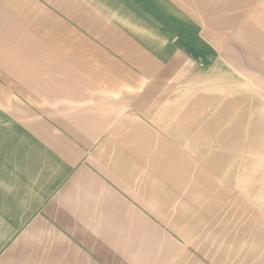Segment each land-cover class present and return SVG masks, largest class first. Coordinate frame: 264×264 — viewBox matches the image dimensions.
I'll return each instance as SVG.
<instances>
[{"label":"crops","instance_id":"obj_1","mask_svg":"<svg viewBox=\"0 0 264 264\" xmlns=\"http://www.w3.org/2000/svg\"><path fill=\"white\" fill-rule=\"evenodd\" d=\"M210 76L264 96V0H0V264H264Z\"/></svg>","mask_w":264,"mask_h":264},{"label":"rangeland","instance_id":"obj_2","mask_svg":"<svg viewBox=\"0 0 264 264\" xmlns=\"http://www.w3.org/2000/svg\"><path fill=\"white\" fill-rule=\"evenodd\" d=\"M191 78L193 81L196 80L193 75ZM222 79L223 85L226 86L225 89H221L222 84L215 76L203 79V81H210L209 85L201 86L202 80L200 79L197 86L190 87L191 90L209 89L208 94L211 98L207 101L215 108L211 114L199 115L200 119H206L208 124H213V126L209 125L205 128L204 141L220 140L219 135L223 129L221 122L229 119L227 139L231 141V157L224 161H227L230 167L235 170L237 167L240 170H245V185L247 188H252L257 194L256 200L262 199L264 204V96L256 94L249 84H246L244 89L242 82L237 78L231 76L229 81H226L225 78ZM186 87L183 85L182 90L177 91V98L181 97L185 103H189L191 95L183 91ZM205 99L204 95L200 101ZM238 103L240 106L244 105L246 109L237 108ZM187 107L188 104L185 105V109ZM212 131H214L213 134ZM222 133L226 135L225 130ZM218 145L220 148V142ZM237 152H242L239 160L232 158L233 153Z\"/></svg>","mask_w":264,"mask_h":264}]
</instances>
